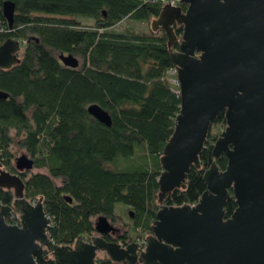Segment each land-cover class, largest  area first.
<instances>
[{
	"label": "trees",
	"instance_id": "1",
	"mask_svg": "<svg viewBox=\"0 0 264 264\" xmlns=\"http://www.w3.org/2000/svg\"><path fill=\"white\" fill-rule=\"evenodd\" d=\"M6 1L15 4L11 27L2 15ZM161 9L158 0H0V44L23 43L19 64L0 70V92L8 95L0 99V164L21 177L28 201H41L51 219L48 236L58 246L89 241L99 216L115 222L117 205L130 210V231L141 229L137 237L145 240L161 206L195 205L206 190L204 171L213 161L226 168L225 156L211 157L225 128L220 112L200 168L191 167L184 188L158 199L159 160L180 111L178 86L168 77L178 45L169 53L163 32L116 27L127 20L151 25ZM174 31L180 38L182 28ZM60 54L74 56L78 67L63 66ZM93 104L109 113L110 127L88 114ZM14 146L33 160V170L46 173H19ZM13 199L0 189V205ZM234 210L230 197L225 216ZM95 262L115 264L107 257ZM42 264L63 263L53 256Z\"/></svg>",
	"mask_w": 264,
	"mask_h": 264
},
{
	"label": "water",
	"instance_id": "2",
	"mask_svg": "<svg viewBox=\"0 0 264 264\" xmlns=\"http://www.w3.org/2000/svg\"><path fill=\"white\" fill-rule=\"evenodd\" d=\"M179 2L184 11L163 5L151 21V31L165 34L168 51L178 45L169 53L180 111L159 160L158 199L184 188L191 167L200 168L199 156L220 112L225 128L211 157L225 156L226 168L220 170L213 161L204 171L206 190L195 205L161 206L139 251L135 243L121 248L101 237L58 246L48 236L51 219L41 201H28L21 177L0 164V189L14 197L10 206L0 205V264H40L50 256L63 264H96L101 251L115 264H264V0ZM2 15L11 27L15 4L4 2ZM175 26L182 28L180 38ZM22 47L12 38L0 44V70L19 64ZM58 59L67 68L79 65L72 55ZM7 97L0 92V99ZM87 112L111 126L109 113L100 106L90 105ZM14 165L19 173L33 170L26 154ZM230 191L236 209L226 219ZM13 213L20 215L18 225L7 223ZM94 229L100 236L115 231L104 216L96 219Z\"/></svg>",
	"mask_w": 264,
	"mask_h": 264
},
{
	"label": "rangeland",
	"instance_id": "3",
	"mask_svg": "<svg viewBox=\"0 0 264 264\" xmlns=\"http://www.w3.org/2000/svg\"><path fill=\"white\" fill-rule=\"evenodd\" d=\"M81 23L83 24H88V25H92L93 22L90 21V20H80ZM151 23V22H150ZM124 27H127L129 29H134L136 32H147L150 28H151V25L150 24H146V23H138V22H134V21H125L123 22L122 24H120L119 26H117V30H122ZM22 52V51H21ZM20 55V53H19ZM175 75V74H174ZM173 73H169L168 77L170 78V81L172 84H175L174 83V78H173ZM176 85V84H175ZM177 86V85H176ZM13 154L15 159L17 157H19L20 155L22 154H25L24 151L18 149L16 146L13 147ZM15 159H14V163H15ZM33 173H36V172H41V173H46L45 170H41V171H38V170H32ZM129 212L130 210L129 209H125V208H122L121 205H117L116 206V218H115V224H117L118 226H122L123 227V230L125 229H128L129 230V233H130V236H131V239L138 243L140 248L142 247V242H143V238H140V237H137V234H140L142 235L141 233V229H137V231L135 233H132L130 231V228H131V221L133 218L129 217ZM96 221V220H95ZM110 224H112L110 221H109ZM105 254L100 252L98 253L97 255V258H104Z\"/></svg>",
	"mask_w": 264,
	"mask_h": 264
},
{
	"label": "flooded vegetation",
	"instance_id": "4",
	"mask_svg": "<svg viewBox=\"0 0 264 264\" xmlns=\"http://www.w3.org/2000/svg\"><path fill=\"white\" fill-rule=\"evenodd\" d=\"M181 6H183V5H181ZM180 6V7H181ZM185 7V9H186V6H184ZM231 194V193H230ZM231 197H233L232 196V194H231ZM233 200H234V197H233ZM234 203H235V200H234ZM235 209H236V204H235ZM234 212V211H233ZM225 218L227 219V218H229V217H226L225 216ZM12 219V218H11ZM12 225V224H11ZM113 227H114V229H115V231L114 232H112V233H109V234H106V235H103V236H100V235H98L97 233H94V235H93V237L94 238H96V237H101V238H103L106 242H108V243H110V242H113V243H116L117 245H119L121 248H124V247H126L127 245H129V244H131V243H135V244H137V246H138V248H139V251H141V250H143V248H144V245H145V241H146V239L145 240H143V242H144V245H142V247L140 248V246H139V244L138 243H136V242H134L132 239H131V236H130V233H129V230L128 229H124L123 230V227L121 226H118L117 224H115V223H112L111 224ZM149 235H150V233H149ZM148 235V236H149ZM147 236V237H148ZM89 241H91V239L89 240ZM89 241H87V242H89ZM102 253H104L105 254V256L104 257H107V255H106V253L105 252H103V251H101ZM98 253H100V252H98ZM98 253H97V255H98ZM51 258V256L46 260V261H48L49 259ZM108 258V257H107ZM96 259H97V257H96ZM46 261H42V262H39L40 264H42V263H45Z\"/></svg>",
	"mask_w": 264,
	"mask_h": 264
},
{
	"label": "built area",
	"instance_id": "5",
	"mask_svg": "<svg viewBox=\"0 0 264 264\" xmlns=\"http://www.w3.org/2000/svg\"><path fill=\"white\" fill-rule=\"evenodd\" d=\"M158 2L161 4V7H163V5L164 6L168 5L171 7H180L181 6L179 0H158ZM171 73L175 74V70L173 69V71ZM174 83L177 85L176 80H174ZM178 93H179V91H178ZM12 219H16L19 222L20 215L18 213H13ZM18 224L19 223L15 224V225H18ZM141 245H144V242H142Z\"/></svg>",
	"mask_w": 264,
	"mask_h": 264
}]
</instances>
